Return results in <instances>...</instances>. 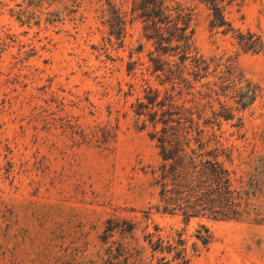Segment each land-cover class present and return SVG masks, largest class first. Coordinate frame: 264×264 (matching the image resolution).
Returning a JSON list of instances; mask_svg holds the SVG:
<instances>
[{
  "label": "rangeland",
  "instance_id": "1",
  "mask_svg": "<svg viewBox=\"0 0 264 264\" xmlns=\"http://www.w3.org/2000/svg\"><path fill=\"white\" fill-rule=\"evenodd\" d=\"M136 1L0 0V264H176L152 251L149 233L181 235L187 264H264V223L184 222L156 209L158 149L135 104L149 87L171 85L153 70ZM178 1L193 9L196 46L211 62L183 94L198 103L205 136L264 170V0L224 2L234 29L259 35L256 53L211 30L204 2ZM215 60L256 90L251 104L240 108L231 91L207 95ZM221 104L232 118L214 119ZM258 199L264 206V192ZM202 225L205 247L194 237Z\"/></svg>",
  "mask_w": 264,
  "mask_h": 264
},
{
  "label": "trees",
  "instance_id": "2",
  "mask_svg": "<svg viewBox=\"0 0 264 264\" xmlns=\"http://www.w3.org/2000/svg\"><path fill=\"white\" fill-rule=\"evenodd\" d=\"M200 1L210 9L211 30L230 34L243 51L256 53L262 49L259 35L250 31L244 34L226 19V0ZM132 12L144 23V35L154 46L155 54L150 58L153 70L164 76L160 78L161 84L169 82L171 85L163 89V94L149 87L135 104V113L146 117L141 127L152 128L148 136L155 142L160 159L153 171L154 184L158 187L156 209L179 215L184 222L205 218L263 224L264 206L258 198L264 192V170L258 165L246 169L242 165L247 162L240 154H234L233 147L217 136H205L198 121L200 116L194 111L198 103L185 97L190 92L183 94L184 88L189 89L193 82L210 75L211 62L199 53L195 43L193 9L178 0H137ZM114 24L118 31H123L124 20L119 18ZM220 64L216 61L212 69L215 80L203 83L209 89L207 95L214 91L227 96L231 91L240 108H245L254 100L256 90L250 83L241 85L232 64L222 63L223 68L219 69ZM220 107V111H213L214 119L232 118L228 107L223 104ZM260 163L264 165L261 160ZM202 228L204 231L198 230L194 237L205 247L211 236L206 227L202 225ZM148 235L153 252L171 254L170 261L176 264L189 262L186 241L181 235L171 242H164L160 236L153 240L152 234ZM196 243L192 244L193 254L198 251Z\"/></svg>",
  "mask_w": 264,
  "mask_h": 264
}]
</instances>
